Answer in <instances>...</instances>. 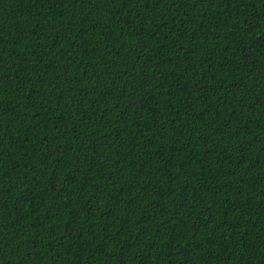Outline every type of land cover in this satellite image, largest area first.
<instances>
[{
  "label": "trees",
  "instance_id": "obj_1",
  "mask_svg": "<svg viewBox=\"0 0 264 264\" xmlns=\"http://www.w3.org/2000/svg\"><path fill=\"white\" fill-rule=\"evenodd\" d=\"M0 264H264V0H0Z\"/></svg>",
  "mask_w": 264,
  "mask_h": 264
}]
</instances>
